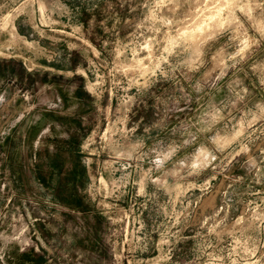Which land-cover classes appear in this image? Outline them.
<instances>
[{
  "label": "rangeland",
  "instance_id": "1",
  "mask_svg": "<svg viewBox=\"0 0 264 264\" xmlns=\"http://www.w3.org/2000/svg\"><path fill=\"white\" fill-rule=\"evenodd\" d=\"M0 264H264V0H0Z\"/></svg>",
  "mask_w": 264,
  "mask_h": 264
}]
</instances>
